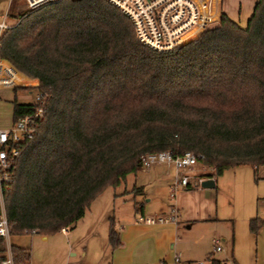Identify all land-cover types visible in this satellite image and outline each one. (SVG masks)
Here are the masks:
<instances>
[{
  "label": "trees",
  "instance_id": "16d2710c",
  "mask_svg": "<svg viewBox=\"0 0 264 264\" xmlns=\"http://www.w3.org/2000/svg\"><path fill=\"white\" fill-rule=\"evenodd\" d=\"M0 59L47 94L3 194L9 236L72 228L148 152L190 151L212 168L199 177L264 164V0L254 1L244 26L220 13L197 39L163 53L141 45L105 0H58L4 30ZM11 105L12 122L34 107ZM107 220L113 248L117 233ZM260 224L249 218L248 230ZM5 250L0 237V260ZM9 252L13 264H27L26 249Z\"/></svg>",
  "mask_w": 264,
  "mask_h": 264
},
{
  "label": "crops",
  "instance_id": "0c3cea01",
  "mask_svg": "<svg viewBox=\"0 0 264 264\" xmlns=\"http://www.w3.org/2000/svg\"><path fill=\"white\" fill-rule=\"evenodd\" d=\"M213 1L215 6L217 5L218 7L219 14L224 13L229 19L238 24V17L236 15L221 10L219 5L220 0ZM5 15V12L1 14L2 20ZM246 16L244 17L242 26L245 25L248 13ZM10 17L13 16L10 14ZM14 23L8 25L12 26ZM18 74L21 83L33 82L35 80L34 78L25 77L20 73ZM14 87L18 86L15 85ZM6 88L0 87V93H4L1 91ZM13 99H16L14 95ZM11 123L12 118L10 123L0 121V129L8 128ZM247 166H236L233 169H240L241 167ZM251 169L254 171L257 187L255 190V200L259 199L258 203L263 207L264 164L258 165L255 168L251 167ZM193 171L194 168H192V173ZM234 171L236 174L239 173L237 170ZM179 173L181 171L178 172L172 166L162 164L139 167L133 175H130L131 181L129 189L135 188L139 190L135 194L129 191L126 196L117 197L115 189L111 188L110 192H106L107 190L104 189L91 201L83 216L76 221L71 230L68 229V231L66 229L65 233L60 231L66 236V252H69L70 256H75V253L70 251L76 245L80 249L79 260L82 264H181L182 262L190 264L191 261L197 264L199 261L225 258L226 255L222 254L223 250L219 252L221 254L215 253L211 246L209 248L208 246L201 248L198 245L191 253H188L185 249V244H188L190 241H186L187 238H185V234L180 229V225L185 226L184 229H188L192 225L199 227L216 220V208L213 204L214 196L212 190L218 184L217 177L219 176L218 178H221L222 173L218 176L211 175L202 177H199V174L204 173L195 174V177L201 179L211 178L214 186L212 188L197 187L193 189H180L175 193L174 198L169 200V185ZM208 173H212V169ZM251 193L252 191H250V195H252ZM151 200H153L154 205L159 206V210L157 211L159 215L156 216H166L168 215L169 209L174 207L176 210V219L173 222L162 224H146L142 221H137L139 216L147 217L152 216L151 214H156L155 210L149 211L146 209V204ZM134 202L141 204L139 210H136L134 207ZM123 204L125 205L124 208L121 207ZM115 207L116 212L114 213ZM108 216L112 217V227L117 233L118 238V244L113 248H110L107 242ZM255 216L261 220V224L257 228L258 230L263 223V219L258 213H255L249 218ZM152 217L155 216L153 215ZM97 222L101 223L98 230ZM75 229H77V232L74 233ZM14 236L11 235L8 237L6 246L16 245L27 250V246L21 245L17 237ZM41 238L45 239V236L41 235ZM225 240L224 237L220 238V241ZM234 240L235 235H231L228 241L232 245ZM175 257L177 261H174ZM260 259L255 257L252 264L258 263ZM29 261L30 254L27 264H29Z\"/></svg>",
  "mask_w": 264,
  "mask_h": 264
},
{
  "label": "built area",
  "instance_id": "2783aa9c",
  "mask_svg": "<svg viewBox=\"0 0 264 264\" xmlns=\"http://www.w3.org/2000/svg\"><path fill=\"white\" fill-rule=\"evenodd\" d=\"M58 0H24L28 11ZM121 12L130 22L136 40L155 52H169L174 48L197 39L205 30L218 21L219 12L213 0H105ZM218 4V3H217ZM4 20L0 21V35L9 28ZM21 83L19 74L7 61L0 59V87H12ZM37 89V88H36ZM47 94L37 89L33 94V110L14 120L8 128L0 129V237L6 241L9 230L3 209V194L9 190L16 169V161L22 143L29 139L38 121L45 115ZM198 156L190 151L173 155L170 151L148 152L140 157V167L154 164L172 166L178 175L171 181L168 189L170 199L180 189L199 187L201 178L195 177L192 168ZM212 169V168H211ZM176 219L174 207L168 215L156 217L139 216L137 221L146 224H162ZM65 232V228L60 229ZM30 231L29 233H31ZM23 234H27L23 231ZM219 240L213 242V252H222ZM0 264H13L6 246ZM177 261V258H174ZM197 264H210L209 260ZM218 264H236L232 259L220 258ZM264 264V257L258 263Z\"/></svg>",
  "mask_w": 264,
  "mask_h": 264
},
{
  "label": "rangeland",
  "instance_id": "374dc122",
  "mask_svg": "<svg viewBox=\"0 0 264 264\" xmlns=\"http://www.w3.org/2000/svg\"><path fill=\"white\" fill-rule=\"evenodd\" d=\"M254 1L220 0L219 5L222 11L236 15L238 17V19L236 18L238 24L242 26L244 17H247V13L248 17L251 14ZM25 11H28V9L24 0H0V21L2 20L1 14L5 12L6 15L3 20L7 25L14 23L16 19L18 20L19 15ZM10 14L13 17H10ZM216 23H213L211 26H215ZM35 80L33 82L18 83L16 85L18 87H7L1 91L5 94L0 93V121L11 122L10 101H12L13 95L17 101H33V94L37 90V80ZM193 168L194 176L211 170V167L200 163H195ZM234 170H237L239 173L236 174ZM218 177V184L212 190L214 196L213 204L216 208V220L199 227L192 225L188 229H184L185 226L180 225V229L185 234V238H187L186 241H190L188 244H185V249L188 253H191L198 245L201 248L203 246H208V248L210 246L213 247L214 240L218 239L223 249L222 254L226 255L225 258H233L232 260L237 264H252L255 257L257 259L264 257V206H260L261 204L258 203L259 199L255 200V190L257 187L254 171L251 169V166L241 167L240 169H233L232 167L224 170L221 178ZM130 181L131 177L128 175L125 181L115 188L117 197H124L129 191L132 194L136 193L134 189H129ZM105 189L107 190L106 192H110L111 190L110 187ZM250 191H252V195H250ZM124 206L123 204L121 207L124 208ZM158 208L159 206L154 205L153 200L146 204L147 210L156 211V214H151L152 216L156 217V215H159V213L157 214ZM255 213H258L263 219V223L254 235L248 231L247 219ZM100 224V222H97V230ZM75 232H77V229L74 230ZM231 235H235L232 245L228 241ZM14 237H17L21 245L27 246V252L30 254L29 264H82L79 260L80 249L75 245L70 251H73L75 256H70L69 252L65 250L67 248L66 236L60 231L46 235L45 239H42L41 235L34 233L15 235ZM221 237H224L226 240L220 241ZM181 264L189 263L182 262ZM190 264H196V262L191 261Z\"/></svg>",
  "mask_w": 264,
  "mask_h": 264
},
{
  "label": "water",
  "instance_id": "95a60500",
  "mask_svg": "<svg viewBox=\"0 0 264 264\" xmlns=\"http://www.w3.org/2000/svg\"><path fill=\"white\" fill-rule=\"evenodd\" d=\"M214 186V182L211 178H202L199 181V187L201 188H212Z\"/></svg>",
  "mask_w": 264,
  "mask_h": 264
}]
</instances>
